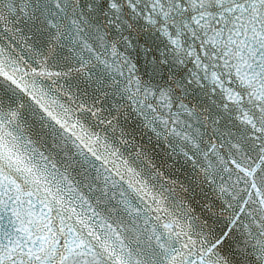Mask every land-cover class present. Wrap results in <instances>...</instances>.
I'll return each instance as SVG.
<instances>
[{"label":"snow or ice","instance_id":"1","mask_svg":"<svg viewBox=\"0 0 264 264\" xmlns=\"http://www.w3.org/2000/svg\"><path fill=\"white\" fill-rule=\"evenodd\" d=\"M0 264H264V0H0Z\"/></svg>","mask_w":264,"mask_h":264}]
</instances>
